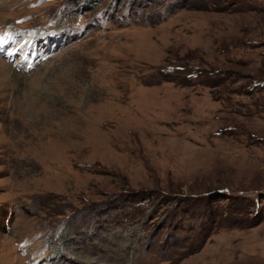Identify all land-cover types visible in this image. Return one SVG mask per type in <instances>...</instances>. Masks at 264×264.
<instances>
[{
	"label": "rangeland",
	"instance_id": "1",
	"mask_svg": "<svg viewBox=\"0 0 264 264\" xmlns=\"http://www.w3.org/2000/svg\"><path fill=\"white\" fill-rule=\"evenodd\" d=\"M0 43V264H264V0H0Z\"/></svg>",
	"mask_w": 264,
	"mask_h": 264
},
{
	"label": "bare ground",
	"instance_id": "2",
	"mask_svg": "<svg viewBox=\"0 0 264 264\" xmlns=\"http://www.w3.org/2000/svg\"><path fill=\"white\" fill-rule=\"evenodd\" d=\"M5 76V75H4Z\"/></svg>",
	"mask_w": 264,
	"mask_h": 264
}]
</instances>
